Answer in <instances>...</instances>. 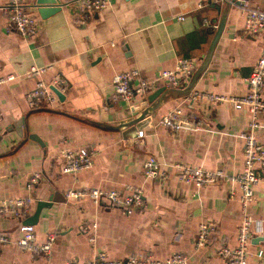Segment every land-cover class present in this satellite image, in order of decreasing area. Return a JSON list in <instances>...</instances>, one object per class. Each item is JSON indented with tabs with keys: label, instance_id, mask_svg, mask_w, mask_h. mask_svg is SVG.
Returning <instances> with one entry per match:
<instances>
[{
	"label": "crops",
	"instance_id": "0c3cea01",
	"mask_svg": "<svg viewBox=\"0 0 264 264\" xmlns=\"http://www.w3.org/2000/svg\"><path fill=\"white\" fill-rule=\"evenodd\" d=\"M34 1L22 0L26 11L39 19L38 32L26 37L7 22L9 0H0V78L14 76L0 83V199L32 198L26 217H0V233L18 236V226L27 224L37 201L52 198V205L42 208L32 224L38 243L49 233L55 235L49 257L38 259V264L84 263L99 252L112 260L139 253L164 260L181 253L188 264H226L218 252L236 245L237 227L246 214L252 220L247 264H264V171L252 189L253 201L243 205L236 184L220 180L196 188L181 182L174 168L180 163L220 170L227 176L239 173L243 165L239 134L247 127L248 112L228 101H186V94L170 91L163 81L130 100L112 97L115 74L137 69L143 78L153 79L160 71L172 69L180 57L196 59L199 73L191 91L245 94V78L261 54L264 35L245 33L244 13L238 4L227 6L229 0H109L104 9L79 24L78 0H57L60 8L44 17ZM247 1L264 8V0ZM224 10V27L209 52L216 28L206 21L218 25ZM31 65L48 68L40 77H28L25 73ZM39 79L63 95L62 100L56 95L53 108L28 107L25 95ZM160 88L163 93L148 101ZM144 102L158 107L139 130L143 136L123 138L126 127L117 129L119 123L138 116L141 110H135ZM175 108L201 117L202 129L172 132L164 128L161 118ZM259 123L255 134L264 145V110ZM31 133L41 144L28 138ZM78 148L91 152L90 167L75 176L62 173L60 156ZM149 156L161 164L165 178L144 175L143 162ZM34 174L37 182L27 189ZM132 187L140 190L142 198V205L132 214L96 205L88 198L64 197L69 188L123 193ZM203 223L211 229L207 241L197 246ZM0 264H33V260L28 252L6 244L0 246Z\"/></svg>",
	"mask_w": 264,
	"mask_h": 264
},
{
	"label": "built area",
	"instance_id": "2783aa9c",
	"mask_svg": "<svg viewBox=\"0 0 264 264\" xmlns=\"http://www.w3.org/2000/svg\"><path fill=\"white\" fill-rule=\"evenodd\" d=\"M209 3L220 0H208ZM109 0H78L76 13L78 23L85 24L89 18L104 9ZM241 11L244 13V31L255 37L264 35V8H255L247 0H239ZM7 22L22 36H32L38 32L39 19L28 13L23 6L22 0H9L6 6ZM179 19H183L182 16ZM207 25L216 28L217 25ZM48 67L31 65L25 73L28 77H40ZM196 68V59L193 57H180L176 60L172 69L160 71L153 79L143 78L137 69H130L114 75L112 97L115 100H130L135 96L146 94L153 85L163 81L171 88H182L187 85L190 77ZM14 79L13 75L0 78V83ZM247 90L239 96L214 95L191 91L185 97L186 101H197L199 99L211 102L228 101L236 109H244L249 114V121L244 131L239 134L243 140V165L241 171L235 175L227 176L220 170H209L202 167H194L186 164L176 163L174 168L178 171V179L181 182L193 184L196 188H202L214 184L220 180H227L238 186L241 193L243 205L253 201L252 189L261 180V173L264 171V145L257 139L256 130L261 127L259 116L264 110L262 97L264 86V40L262 51L258 57L253 70L245 78ZM25 99L31 110L41 108H53L57 103V97L50 86L39 79L35 87L29 90ZM203 119L195 115L185 113L180 108H175L165 114L160 124L172 132L181 130L198 131L202 129ZM137 136L142 137L143 132L138 131ZM61 171L65 174L75 176L83 169L90 167L91 152L86 148L67 150L60 156ZM143 173L147 178H165L166 172L154 156H149L143 162ZM37 182V174L32 175L27 181V189H31ZM66 200H78L88 198L96 205H104L110 208H119L125 214L134 213L141 205V192L136 188H128L126 192L117 190L72 189L64 192ZM32 202L30 196L7 197L0 199V217H26L28 207ZM252 220L248 215H243L236 234V245L234 247L224 246L218 254L226 264H247V247L251 239L250 227ZM209 224H200L197 233V246H202L208 238ZM18 236L10 237L6 233H0V246L13 244L18 249L29 253L33 264H38V259L48 258L55 240V235L49 233L46 240L38 243L35 240V229L31 224H21L17 228ZM262 256V252H258ZM64 264H188V259L181 253H175L164 260L154 259L150 254L139 253L124 260H112L107 258L104 252L97 253L95 259L77 263L67 260Z\"/></svg>",
	"mask_w": 264,
	"mask_h": 264
},
{
	"label": "water",
	"instance_id": "95a60500",
	"mask_svg": "<svg viewBox=\"0 0 264 264\" xmlns=\"http://www.w3.org/2000/svg\"><path fill=\"white\" fill-rule=\"evenodd\" d=\"M226 2H227L226 3L227 6H230L232 3L239 5V0H229ZM34 6L37 8L40 15L42 17H44L45 16L44 14H48L50 12H54V11L58 10L61 5L57 0H35ZM215 8L217 11H220L219 6H216ZM225 19H226V12L224 10V11H222L221 19H220V21L216 27V33H215L213 40H212V43L210 45L209 52H211V50L214 48V45L216 44V41L218 40V38L220 36V33L224 27ZM208 56H209V54H208ZM198 73H199L198 69L194 71V73L192 74V76L189 79L188 84L186 85V87L184 89L178 90V89L170 88L169 90L170 91L175 90V91H178V93H181L182 95L183 94L187 95L188 93L191 92L192 87L195 84L196 78L198 77ZM50 88L55 93V95L58 96L59 100L63 99L62 93L56 87L51 86ZM163 91H164V88H160L157 91L153 92L151 95L148 96V101L153 102L155 100V98H157L160 93H163ZM157 107H158V104L146 105V102H144L140 105V107L138 109L135 110L137 112L141 110L138 116L133 117V119H131L127 122L119 123L120 125H119V127H117V129H119L121 127H126V129L122 131L123 138H127L128 136L137 135V132L139 130H141L143 126L148 124V122L151 119V115H150L151 112L153 110H155ZM21 123L22 122L20 120L17 122V125H21ZM107 128L114 129L115 127H107ZM28 138L41 144L40 138L34 133L29 134ZM52 201H53L52 198H50L47 201H44V200L37 201V207H36L34 214L31 215L30 217H28L25 220V223L31 224V225L33 223H36L41 209L45 208V207H50L52 205Z\"/></svg>",
	"mask_w": 264,
	"mask_h": 264
}]
</instances>
